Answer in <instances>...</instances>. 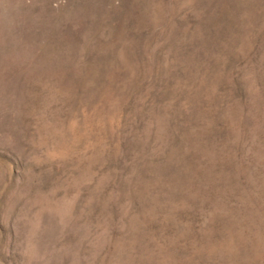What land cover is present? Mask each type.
<instances>
[{
  "label": "rangeland",
  "instance_id": "1",
  "mask_svg": "<svg viewBox=\"0 0 264 264\" xmlns=\"http://www.w3.org/2000/svg\"><path fill=\"white\" fill-rule=\"evenodd\" d=\"M0 264H264V0H0Z\"/></svg>",
  "mask_w": 264,
  "mask_h": 264
}]
</instances>
